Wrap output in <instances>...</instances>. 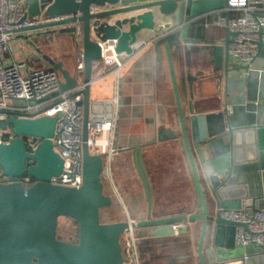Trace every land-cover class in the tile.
<instances>
[{
    "label": "water",
    "instance_id": "95a60500",
    "mask_svg": "<svg viewBox=\"0 0 264 264\" xmlns=\"http://www.w3.org/2000/svg\"><path fill=\"white\" fill-rule=\"evenodd\" d=\"M226 3L227 0L25 1L23 7L29 16L39 15L43 7L48 16L76 15L23 30H42L37 37L50 39L54 33L64 34L70 43L77 41L80 45L81 78L75 69L77 60L72 71L46 55L42 60L60 75L61 92L83 84L82 89L70 94V97L82 95L77 102L83 112L82 185L69 188L48 183L63 171V160L50 140L58 117L11 116L0 122L2 130L9 128L15 135L9 143L0 144V168L10 182L0 184V264H122L120 237L129 226L144 230L143 237L160 239L159 245H162L178 237L173 225H180L179 236H187L189 225L195 222H201L195 248L198 264H264L262 255L263 261L253 258L261 254L260 248L235 245L237 225L218 214L220 209L264 208V46L259 45L257 57L246 66L230 63L227 46L231 34L227 29L222 42L188 38L189 22L225 9ZM156 16L173 18V24L164 22L157 26ZM78 25L79 38L76 36ZM181 25V31L176 32ZM172 26L173 31L163 33ZM145 30L158 37L154 45L157 57H161V47L164 49L180 130L177 136L184 145L200 212L164 218H153L148 212L144 221L102 223L99 211L110 207L113 200L103 193L102 157L90 155L86 146L92 68L101 61L100 42L111 47V41L115 40V53L129 56L137 43V34ZM181 43L209 46L203 53L212 60L219 74L217 111L194 115L190 105L192 116H188L182 110L170 49ZM186 120L191 127L190 137ZM26 136L41 140L31 154L24 148ZM24 175L35 181L27 189L18 182ZM60 217L77 223V243L57 239Z\"/></svg>",
    "mask_w": 264,
    "mask_h": 264
},
{
    "label": "crops",
    "instance_id": "0c3cea01",
    "mask_svg": "<svg viewBox=\"0 0 264 264\" xmlns=\"http://www.w3.org/2000/svg\"><path fill=\"white\" fill-rule=\"evenodd\" d=\"M216 14L217 12L203 15L193 20L202 28L189 29L188 38L222 42L225 29L210 25ZM236 15L233 12L229 17ZM155 22L157 26H162L164 22L173 24V18L156 16ZM58 29L51 31L57 32ZM174 29L172 26L163 30V33ZM181 29L176 32L179 33ZM41 32L43 31L17 32L14 52L16 61L25 62L30 69L52 67L42 60V56L46 55L56 62H62L65 69L72 71L80 51L79 43H70L69 37L64 34L57 36L54 33L51 39L48 36L37 37ZM155 36L149 30L139 32L133 52L122 58L124 64L119 70L118 78L108 75L103 79H96L90 85L91 88L95 82L110 80L109 92H104L100 97L95 96L94 99H91L89 92L91 101L112 99L116 87L120 94L122 107L116 144L128 149L115 154L110 161L114 188L121 207L117 221H144L148 212L153 218L200 212L184 145L177 136L180 130L167 59L163 47L160 49L159 58L154 47L155 41H149ZM208 47L203 43H181L170 48L181 108L188 116H192L190 105L194 115L217 111L219 107L216 101L219 94V74L215 71L212 60L203 53ZM102 71V63H94L92 77ZM186 127L190 137L191 127L188 120ZM112 165L115 166L114 170ZM200 226L201 222L189 225V234L178 236L179 239H188L186 248L181 251L173 249L180 260L183 255L188 258V264H198L195 248ZM143 231L136 230L140 240L144 242L140 250L142 264H156V259L168 251L157 250L160 239L143 237ZM253 258L257 262L263 261L261 254ZM171 262L172 259H169L168 264Z\"/></svg>",
    "mask_w": 264,
    "mask_h": 264
},
{
    "label": "built area",
    "instance_id": "2783aa9c",
    "mask_svg": "<svg viewBox=\"0 0 264 264\" xmlns=\"http://www.w3.org/2000/svg\"><path fill=\"white\" fill-rule=\"evenodd\" d=\"M25 1L0 0V122H5L11 116L30 119L43 116L58 117L54 126V135L50 140L54 151L63 160V171L59 176L51 177L48 183L79 188L82 185L83 169L81 147L83 112L82 106L77 105V102L82 99V95L70 97V94L82 89L83 84L80 83L74 90L61 92L60 75L52 67L30 69L25 62L16 61L14 58L17 32L23 28L58 22L76 15L48 16L46 7H43L39 15L29 16L23 7ZM226 4L225 9L216 11L217 14L210 25L227 29L231 34L227 46L229 61L232 59L238 62L237 65L249 66L257 57L259 45L264 46V0H227ZM233 12L237 15L229 17ZM182 27L183 25L180 26ZM76 36L78 38L81 36L79 25ZM157 38L155 36L149 41L152 43ZM111 42V47L99 43L103 71L92 77L93 82L108 75L117 77L124 64L122 58L126 55L116 54L114 51L116 42L115 40ZM76 60L75 69L78 77L81 78L83 70L81 51L78 52ZM230 63L235 64L234 61ZM114 94L112 99L90 100L88 111L86 140L88 152L90 155L98 154L102 158L105 157L108 166L115 154L128 149L116 144L122 107L117 87ZM14 137L9 128L4 130L0 128V144H7ZM40 141L38 138L26 136L23 138L24 148L31 154L36 151ZM105 173L103 166L101 175ZM18 182L25 189L35 184L34 179L28 175L18 178ZM7 183H10L9 178L0 168V184ZM218 214L221 218L237 225L234 229L236 246L260 248L264 258V208L253 209L251 206H245L237 210L220 209ZM179 226H172L175 236H179L177 232ZM139 241L140 238L134 228L129 226L123 232L120 237L124 258L122 264H142Z\"/></svg>",
    "mask_w": 264,
    "mask_h": 264
},
{
    "label": "rangeland",
    "instance_id": "374dc122",
    "mask_svg": "<svg viewBox=\"0 0 264 264\" xmlns=\"http://www.w3.org/2000/svg\"><path fill=\"white\" fill-rule=\"evenodd\" d=\"M235 62L238 63L235 60H230V62ZM240 65V64H239ZM109 87H110V80H102L99 82H95L94 85L91 86L90 88V94H91V99H94L96 97H100L104 92H109ZM11 103V102H9ZM20 103V102H19ZM17 102V104H19ZM102 162L104 164L106 173L105 175H101V182L103 183V193L107 196H109L113 200V204L111 209L108 210H102L100 220L104 223L107 222L111 219H118L119 217V212L121 211L120 207V201L118 199L117 192L115 190V185L113 181V173L111 171V164L108 166L107 161L105 160V157L102 158ZM114 165V162H112ZM112 165V170H114V167ZM109 194V195H108ZM76 228L77 225L75 222L66 217H60L57 222V229H56V236L58 239L61 241H75L76 239ZM187 238H173L170 241L166 243H162V245H158L157 250H163L164 252L168 251V253L162 254L159 256L158 259H156V264H168L169 259H172V262L170 264H188L189 259L185 258L183 255V258L180 260L178 257L179 255L174 253L173 249H179L180 251L185 249L187 246ZM145 244H147L145 242ZM144 242L139 241V248L140 250L143 248ZM168 249H171L168 250ZM173 250V251H172ZM174 253V254H173ZM185 253V252H184ZM168 255V256H166Z\"/></svg>",
    "mask_w": 264,
    "mask_h": 264
},
{
    "label": "trees",
    "instance_id": "16d2710c",
    "mask_svg": "<svg viewBox=\"0 0 264 264\" xmlns=\"http://www.w3.org/2000/svg\"><path fill=\"white\" fill-rule=\"evenodd\" d=\"M202 28V26H200L199 24H197V21H192V22H190V24H189V29H192V28H196V30H198V28ZM112 204H113V202H112ZM111 207H112V205L110 206V207H107V208H103V209H100V211H99V216H101V212H102V210H108V209H111ZM118 219H111V220H109V221H107V222H104V223H115V222H118L117 221ZM101 221V220H100ZM75 222V221H74ZM102 222V221H101ZM103 223V222H102ZM75 224L77 225V223L75 222ZM57 237V236H56ZM58 239V238H57ZM59 241H60V239H58ZM72 242V241H71ZM75 242H77V238L75 239Z\"/></svg>",
    "mask_w": 264,
    "mask_h": 264
},
{
    "label": "flooded vegetation",
    "instance_id": "af4514ba",
    "mask_svg": "<svg viewBox=\"0 0 264 264\" xmlns=\"http://www.w3.org/2000/svg\"><path fill=\"white\" fill-rule=\"evenodd\" d=\"M60 241H61V240H60ZM63 241H64V240H63ZM67 242H70V243H77V242H75V241H72V242H71V241H67Z\"/></svg>",
    "mask_w": 264,
    "mask_h": 264
}]
</instances>
